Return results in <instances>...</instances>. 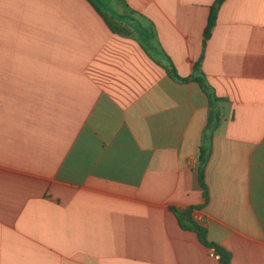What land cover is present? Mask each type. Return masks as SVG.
Instances as JSON below:
<instances>
[{
    "label": "crops",
    "instance_id": "1",
    "mask_svg": "<svg viewBox=\"0 0 264 264\" xmlns=\"http://www.w3.org/2000/svg\"><path fill=\"white\" fill-rule=\"evenodd\" d=\"M213 2L0 0V264H217L191 207L264 264V0L221 3L195 71Z\"/></svg>",
    "mask_w": 264,
    "mask_h": 264
},
{
    "label": "trees",
    "instance_id": "2",
    "mask_svg": "<svg viewBox=\"0 0 264 264\" xmlns=\"http://www.w3.org/2000/svg\"><path fill=\"white\" fill-rule=\"evenodd\" d=\"M223 1L224 0H214V2L210 6L209 16H208V19H207L206 26H205V28L203 30V35H202L203 37H202L201 54H200L199 59L193 65V69L195 71L199 70L200 62H201V59H202V56H203L205 42L208 39L213 26L215 25L217 12H218V9H219V7H220V5H221V3ZM125 8H127V7H125ZM99 13H100V11H99ZM100 15L103 17L104 21L109 26V28L114 31V29L112 28L110 23L106 20V18L102 15V13H100ZM165 69H166L167 73L169 75H171L172 77H174V78H176L178 80H181V81L186 80V79H183V78H179L175 74L174 69H173V67H172V65L170 63L165 67ZM191 80L196 82V83H198L199 86L206 93L208 92L207 90H209V89H208L207 85L205 84L204 78H203L202 75L193 76V77H191ZM207 94L209 95L208 99H209V105L211 107H212V104L214 102H216L218 100H221V99L215 97L212 93H207ZM209 114H212V111H210ZM210 120H211V118L209 116V121ZM208 155H209V152L207 151V149L205 147L201 146L200 149H199V155H198L197 174H198L199 185H200V187L202 188V191H203V198H205V199H206V185L204 183V169H205V165H206V162H207V159H208ZM198 208L199 207H191V208L186 209L182 213H180V216L182 217V220H184V221L186 220V221H188L190 223V225H191L190 228L193 229V231L196 233L197 239L201 243V245H203L205 248L211 250L213 252V254L217 257V264H230V260H231L230 253L227 250H225L223 247H221L220 245L209 241L207 239L205 229L202 226L198 225L192 219V217H191L192 210H195V209L197 210Z\"/></svg>",
    "mask_w": 264,
    "mask_h": 264
},
{
    "label": "rangeland",
    "instance_id": "3",
    "mask_svg": "<svg viewBox=\"0 0 264 264\" xmlns=\"http://www.w3.org/2000/svg\"><path fill=\"white\" fill-rule=\"evenodd\" d=\"M95 3L98 4V6L104 11L105 10V5H106V0H93Z\"/></svg>",
    "mask_w": 264,
    "mask_h": 264
}]
</instances>
